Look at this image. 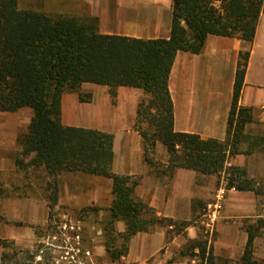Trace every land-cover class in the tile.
Here are the masks:
<instances>
[{
    "label": "trees",
    "instance_id": "1",
    "mask_svg": "<svg viewBox=\"0 0 264 264\" xmlns=\"http://www.w3.org/2000/svg\"><path fill=\"white\" fill-rule=\"evenodd\" d=\"M263 12L264 0H174L170 37L145 40L102 34L95 17L51 15L20 8L19 0H0V112L23 108L33 112L28 130L18 137L21 149L17 166L43 169L53 179L49 187L64 171L111 179L113 199L104 231L112 260L128 253L131 239L139 232L164 225L168 234L176 228L180 233L191 221L158 215L135 193L140 177L113 171V133L65 125L64 94L76 93L81 102H89L92 93L83 94L85 83L108 86L114 100L120 86L142 89L145 97L138 104L136 128L147 162L154 163L148 153L161 142L169 154L166 172L185 168L217 176L225 173L227 189L254 191L264 200L261 181L248 177L244 167L226 165L230 155L243 152L240 144L247 139L245 128L253 121L252 109L240 104L250 49L239 54L225 140L176 131L169 90L179 51L201 53L209 35L237 37L252 44ZM259 143L264 153V137L259 138ZM249 152L250 149L244 153ZM3 190L0 187V193ZM52 193H58L57 186ZM57 201L56 194L54 202ZM117 221L125 223V231L118 234L122 238L120 247L115 246ZM261 229L264 218L246 228L249 239L241 258L235 262L224 259L221 264H264L254 257L253 249ZM202 235L199 232L197 238L189 239L182 254L199 258V264H217L212 247ZM0 243L14 250L4 251L0 264H14L20 252L14 241L0 239Z\"/></svg>",
    "mask_w": 264,
    "mask_h": 264
},
{
    "label": "crops",
    "instance_id": "2",
    "mask_svg": "<svg viewBox=\"0 0 264 264\" xmlns=\"http://www.w3.org/2000/svg\"><path fill=\"white\" fill-rule=\"evenodd\" d=\"M22 1L28 7L53 15L95 17L99 32L105 35L145 40L171 35L174 0ZM247 49L251 53L240 104L252 109L253 121L245 128L247 139L240 144L243 152L230 155L226 165L246 168L248 177L261 181L264 187V153L259 143V138L264 137V12L252 44L237 37L209 35L201 53L179 51L171 70L169 90L176 131L198 134L203 139L225 140L239 54ZM85 89L92 93L89 102H81L75 93L64 94V124L113 133V171L140 177L137 196L155 208L158 215L175 220L190 219L193 202L211 196L217 176L185 168L166 172L169 154L161 142L151 154L156 163L147 162L142 137L136 128L138 104L145 97L142 89L118 87L114 104L108 86L87 83ZM32 115L30 108L0 112V171L16 170L21 149L18 137L28 130ZM248 149L251 152L244 153ZM227 190L215 255L237 260L249 239L244 221L264 218V200L254 191ZM14 204L11 201L5 207ZM6 211L9 220L21 216L11 209ZM31 236V229L25 226L0 227V238L14 240L15 246H26V240L30 245ZM189 236L194 237L190 231ZM167 238L166 228L160 226L150 233L139 232L131 240L123 262L149 264L153 260L152 264H190L186 257L173 258L177 246L181 245L180 236L173 239L172 247L160 253L167 245ZM257 245L263 247L257 259L264 261V239L257 241ZM3 251L5 248L0 244V261Z\"/></svg>",
    "mask_w": 264,
    "mask_h": 264
},
{
    "label": "rangeland",
    "instance_id": "3",
    "mask_svg": "<svg viewBox=\"0 0 264 264\" xmlns=\"http://www.w3.org/2000/svg\"><path fill=\"white\" fill-rule=\"evenodd\" d=\"M19 5L20 8H33L45 12L43 9L28 7L22 0H19ZM86 84L83 85V94L91 93L85 89ZM111 101L112 104L116 102L112 98ZM153 152L148 153L150 157ZM226 175L225 173L221 176L216 175V183L209 198L193 202V214L186 220L191 221V225L183 228L180 233H176V228L168 234L167 245L160 253L172 247L173 239L180 236L181 245L177 246L178 250L177 253L174 252L173 258L186 257L190 264H199V258L191 259L190 256L183 255L182 251L185 250L189 239L197 238L198 233L202 232V238L208 241L209 247H212L217 264H221L224 259L233 260L230 257L215 255L219 237L218 225L224 215L228 195ZM56 179V183L49 187L48 183L53 179L43 169L30 167L20 169L17 166L16 170L0 171V187L4 189V192L0 193V227L25 226L30 228L32 233L30 245H27L26 240V246H16L20 252H17L13 263L16 264L15 261L18 260L19 264H129L123 262L129 251L120 259L112 260L106 249L107 235L104 227L110 220L109 208L113 199L111 179L72 171L62 172ZM54 186H57L58 193H52ZM137 188L138 186L135 190L136 194ZM56 194L58 201L55 203ZM11 201L16 202L15 208L14 205L6 208L5 203ZM218 201L220 206L215 211L214 204ZM9 209L17 214L20 213L21 216L9 220L6 211ZM214 211L215 215H213ZM257 220V218L245 219V228L253 225ZM158 226L168 231V227L157 225L148 233L153 232ZM124 231L125 223L117 221L114 233L115 246H121L122 238L118 234ZM189 231L194 237L189 236ZM262 239H264L263 229L258 231L253 243L256 259L262 254L263 247L257 245V241ZM130 245L131 241L129 250ZM5 251L14 250L10 248ZM195 253H198V250ZM152 262L153 260H149L148 263L152 264Z\"/></svg>",
    "mask_w": 264,
    "mask_h": 264
},
{
    "label": "built area",
    "instance_id": "4",
    "mask_svg": "<svg viewBox=\"0 0 264 264\" xmlns=\"http://www.w3.org/2000/svg\"><path fill=\"white\" fill-rule=\"evenodd\" d=\"M220 197L218 196V199H219ZM220 200V199H219ZM212 205H210V207H211ZM220 206V203H219V201L218 202H216L215 204H214V207H215V211L218 209V207ZM215 211H214V213H213V215H215Z\"/></svg>",
    "mask_w": 264,
    "mask_h": 264
}]
</instances>
